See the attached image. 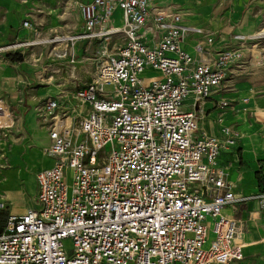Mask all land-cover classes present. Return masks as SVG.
<instances>
[{"label":"built area","instance_id":"obj_1","mask_svg":"<svg viewBox=\"0 0 264 264\" xmlns=\"http://www.w3.org/2000/svg\"><path fill=\"white\" fill-rule=\"evenodd\" d=\"M72 6L78 32L43 39L34 29L31 40L0 45L19 54L46 44L51 61L82 63L90 75L33 106L53 163L35 172V205L0 224V264H246V223L225 209L247 197L233 191L221 157L237 136L230 125L208 133L201 112L264 34L235 31L236 43L214 48L215 31L163 0ZM8 111L0 96V118Z\"/></svg>","mask_w":264,"mask_h":264},{"label":"rangeland","instance_id":"obj_2","mask_svg":"<svg viewBox=\"0 0 264 264\" xmlns=\"http://www.w3.org/2000/svg\"><path fill=\"white\" fill-rule=\"evenodd\" d=\"M29 1L30 0H27V6L29 5ZM163 1L170 3L194 22L209 26L211 29H225L223 31H227L232 24L241 26L243 21L247 18L254 19V17L259 14L260 5L263 7L260 0ZM73 3L74 0H46L45 3L41 4V6L46 4V13L42 12L41 8L37 7L34 14L35 16H31L34 29L39 30L41 36H50L57 31H63L64 34L69 33L68 31H74V23L78 10L72 6ZM12 11L14 10L10 8L7 0H0V40H2V38L6 40L0 41V43H2L0 45L10 43L16 39L15 33L17 30L9 26L8 23L4 24L6 20L8 21L9 16H12ZM260 25H264V19ZM235 29L237 28L234 27L231 33H234ZM245 31H247L246 34H251L259 32L260 28L253 25L251 29H245ZM24 36H27V34ZM254 43L255 40H249L247 46H252L250 50L255 46L254 48L258 50V57L252 60L251 52L248 50L245 51V56L239 61L240 66H238L242 72L240 74H234L228 82L231 93V108L223 111H227L230 114L226 115L227 117H224L225 114L222 115V117L225 118L223 124L231 125L237 138H239L237 141L238 144H241L246 133L249 138L264 142V41L258 44ZM91 46L90 50H93L95 47L100 46V44L93 43ZM22 50L23 52L15 54V57L20 59L19 61L23 62L25 58L27 60L32 57L31 53L33 52H30L29 49L22 48ZM7 54L10 53L6 51L0 52V56L3 58H7ZM259 57L261 58L259 59ZM49 61L46 60V97L53 95L56 88L62 84L70 82L73 85V83L78 82L80 79L84 82L90 80L89 74H81L79 72L78 65L74 68L73 66ZM22 66L23 65H20L19 68L24 72ZM236 67L237 66H235V69ZM74 72L75 74H73ZM39 82L41 81L35 77V74L31 71H26V76H23L22 80L20 79L19 81V100L25 104L28 94H30L31 97L34 96L35 92L31 90V86H33V89L40 84ZM112 89V85H104L105 91L108 92ZM4 95H6V92ZM29 111V108L24 111L23 122L16 125L19 128L18 130H16V126L15 129L13 128L14 118L9 111L4 117L0 118V129L3 128L0 130V199L1 201L5 200V209L0 211L1 220L5 217L6 212L15 204L14 199L7 198L6 187L16 186L14 180H5L7 170L29 175L33 173V170L40 168L41 164L45 161L44 159L34 158L29 161L28 164V151L32 147L40 145V133L36 128L38 126L34 127L33 123L30 122ZM14 113L19 119L21 114L18 110H14ZM7 114H9V117ZM218 116L220 115L218 114ZM208 117L214 118L216 115L210 114ZM40 125L39 123V126ZM207 128L210 129L209 126H207ZM211 128V132L216 134L220 132L221 127L217 119L212 120ZM245 142L249 143L247 139H244L243 144ZM46 163V165H48L47 159ZM26 171L28 172L25 173ZM21 186L25 189V191H22L23 197L25 198L23 199V204L27 203L29 205L31 203L30 199H32V196L35 194V186L28 177H26L24 185L23 179H18L16 187L18 188ZM19 203L20 202L17 200V207L21 205ZM14 207L15 206H13L12 209ZM237 211L239 210H236L235 214Z\"/></svg>","mask_w":264,"mask_h":264},{"label":"crops","instance_id":"obj_3","mask_svg":"<svg viewBox=\"0 0 264 264\" xmlns=\"http://www.w3.org/2000/svg\"><path fill=\"white\" fill-rule=\"evenodd\" d=\"M9 2V6L12 11V16H9L8 21L6 20L4 24H7L14 29H16L15 33V40H31L35 38L34 35V27L33 29L30 28H23L21 23L24 19H28L32 26L33 21L31 16H35V10L37 7L41 8L42 12L46 13V4L44 6H41L42 3H45L46 0H30L29 5L27 6V0H7ZM165 2V1H164ZM260 2L263 4L260 5L259 8V14L254 17V19L247 18L243 21L241 26L239 25H230L227 31H223L225 29H211L209 26H204L202 24L196 23L193 20L189 19L187 17V21L189 23H193L205 28H208L210 30H213L216 32L215 41L213 43V47H218L220 44H225L234 40H231V31L234 27L235 31L241 32L243 34H246L247 31L251 29L253 25L255 27L260 28L262 25L260 23L264 19V0H260ZM74 23V31H68L69 33H75L78 32L81 28V19L80 14L77 11ZM240 30H239V29ZM19 30V31H18ZM36 30V29H35ZM38 31V37H41L43 39L49 38L52 36H41V32ZM57 31V30H56ZM58 33H64L63 31H57ZM27 34V36H24ZM250 34V33H249ZM187 48L192 51V44L194 43L193 38L187 39ZM0 41H6L4 38ZM14 41V40H13ZM235 42V41H234ZM2 44V43H0ZM25 49H29L31 53V58L25 60L23 62L21 61H10L7 58H3L0 56V96L5 99L7 102L9 109L11 110L12 116L14 118V125L13 128L15 129V126L17 124H20L23 122V114L24 111L27 110V108L30 109L29 111V120L33 123V126L38 129V132L40 133L39 141L40 145L36 147H32L28 151V164L29 161H31L34 158L38 159H44L45 161L41 164V167L38 169L33 170L32 174H21L19 172H12L11 170H7L6 179L5 180H14L16 186L18 184V179H23V185L26 177L30 179V181L35 186V194L32 196L31 203L28 205L27 203L23 204V193L22 191L24 189L23 186L21 187H6V193L7 198H12L15 200V206L13 209H9L7 213L11 214H21L25 212V210L29 207H33L35 205V195H36V181H35V172L46 168L52 165L53 159L52 157L46 155L43 152V147L47 145L48 143V137L46 130L40 125L39 122L35 116L33 106L40 100H43L48 97H52L58 94L59 90L61 88H66L68 90H73L75 87L81 85L84 83L82 79L78 80V82L73 83V85L69 83L62 84L61 86H58L55 90V93L53 95L46 97V80L39 82L40 84L37 87L31 86V90L35 92L34 96H30L28 94L27 101L24 104V102L19 100V81L22 80L23 76H26V71H31L33 74L41 73L46 78V60H50L48 58L47 52H48V46L46 44L43 45H33L30 47H27ZM77 52L82 54V48L77 45ZM23 52V50H22ZM261 57H259L260 59ZM49 61V62H50ZM53 62V61H52ZM62 63L65 64L62 61H55V63ZM25 63V64H24ZM20 65L22 66V69L24 72L21 71V68H19ZM66 65V64H65ZM79 66V72L81 74L86 73L84 71V64L77 63L73 67ZM69 66V65H67ZM77 69V68H76ZM242 70L240 68L236 67V71L234 74H240ZM75 74V72L73 73ZM234 74L232 76H234ZM232 78V77H231ZM229 82V80H228ZM228 84V83H227ZM28 90V91H31ZM6 92V95H4ZM230 89L229 86H227V89L224 90V92H221L218 95H215L213 98L207 99V101L203 105V110L201 112V126L211 134H216L214 132H211L212 130V120L217 119V122L219 126L221 127L224 121V117H227L226 115L230 114L226 110L228 108H231L229 105L228 107L221 109L219 108L216 100L220 97H223L228 100L229 104L231 101L230 96ZM36 96V97H35ZM26 105V106H25ZM14 110H18V112L21 114L20 118L18 119L16 117V114L14 113ZM216 115L214 118L208 117L209 115ZM218 114L220 116H218ZM222 117V115H224ZM9 117V114H7ZM206 117V118H205ZM207 119V120H206ZM206 122V124H205ZM209 126L210 129L207 128ZM231 126V125H230ZM17 127V126H16ZM19 128L17 127L16 130ZM245 134V132H244ZM238 139H236V144L230 148L227 151H224L221 155L222 160L228 164V178L230 182L232 183V189L237 195H242L244 197H247V199L239 201L237 203H234L231 206H228L225 209V213L228 215H232L236 217L237 219H240L241 221H244L246 223V233L244 234V247H243V254H244V263L246 264H264V203L261 202V199L258 195L259 192L264 191V142H261L258 139L249 138L248 134L246 133L243 137L244 139H247L249 141L248 144L244 145L243 141L241 144H238ZM259 150V151H258ZM46 159L48 160V165H46ZM26 171L25 173H27ZM259 181H258V179ZM4 180V181H5ZM26 195V192H25ZM17 200L21 204L19 207L16 206ZM1 201V199H0ZM5 202V200H3ZM5 209V208H4ZM236 210L237 213L235 214ZM5 214V215H6Z\"/></svg>","mask_w":264,"mask_h":264},{"label":"bare ground","instance_id":"obj_4","mask_svg":"<svg viewBox=\"0 0 264 264\" xmlns=\"http://www.w3.org/2000/svg\"><path fill=\"white\" fill-rule=\"evenodd\" d=\"M252 36L257 37V36H261L262 34H264V29H261L259 32L256 33H251ZM252 47V46H251ZM255 47V46H254ZM252 48L251 49V59L255 60L258 57V50L256 48ZM206 118V117H205ZM207 120V119H206ZM248 144L247 142L244 143V145ZM259 151V150H258Z\"/></svg>","mask_w":264,"mask_h":264},{"label":"trees","instance_id":"obj_5","mask_svg":"<svg viewBox=\"0 0 264 264\" xmlns=\"http://www.w3.org/2000/svg\"><path fill=\"white\" fill-rule=\"evenodd\" d=\"M7 59H9L10 61H19L20 59H17L16 57H15V54L13 55V54H7ZM0 216H1V214H0ZM3 220H4V218L1 220V218H0V224L3 222Z\"/></svg>","mask_w":264,"mask_h":264}]
</instances>
